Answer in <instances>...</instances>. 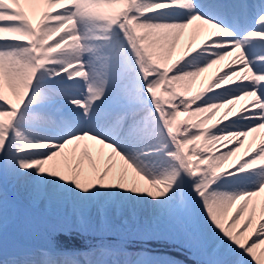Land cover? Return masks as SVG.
Returning <instances> with one entry per match:
<instances>
[{"label":"snow or ice","instance_id":"snow-or-ice-1","mask_svg":"<svg viewBox=\"0 0 264 264\" xmlns=\"http://www.w3.org/2000/svg\"><path fill=\"white\" fill-rule=\"evenodd\" d=\"M9 181L75 222L10 251ZM202 240L198 264H264V0H0V264H181L150 245Z\"/></svg>","mask_w":264,"mask_h":264},{"label":"rangeland","instance_id":"rangeland-1","mask_svg":"<svg viewBox=\"0 0 264 264\" xmlns=\"http://www.w3.org/2000/svg\"><path fill=\"white\" fill-rule=\"evenodd\" d=\"M7 186L11 185V181H9ZM13 193L19 198L20 200L29 204V206L39 211L42 214L48 215L53 218H60L63 219L65 222H75V216L73 214V210L71 206L67 207H54L49 206L47 203H38V204H31L24 200L20 195H18V190L16 188L13 189ZM10 201V225H9V245L10 251L13 245L19 246H26L33 250L39 249L37 248L34 243L40 239L43 241V244L46 246L48 243L49 235L46 231V226H44L41 222L34 219L27 211L26 207L15 200H12L9 197ZM153 218L150 209L145 210L144 212L140 213V219H148L151 220ZM27 222L29 227L24 229L22 224ZM178 245L179 248L185 249L190 254L197 258V262L206 259L208 254L212 250L211 242L209 241H200V243L196 246L192 247V250L189 251L185 247H180L178 243H174ZM136 250V249H134Z\"/></svg>","mask_w":264,"mask_h":264},{"label":"bare ground","instance_id":"bare-ground-1","mask_svg":"<svg viewBox=\"0 0 264 264\" xmlns=\"http://www.w3.org/2000/svg\"><path fill=\"white\" fill-rule=\"evenodd\" d=\"M202 42H203V36L202 35L195 37L194 43H193L192 39H189L186 37V38L182 39L181 48L186 49L189 46V44H193V46H198ZM227 63H228V61L225 60V61L221 62L220 64L213 66L212 69H209V71L207 73H205L202 77H200L199 81L197 82V85L193 87V93L192 94H194L196 91H198L200 89L201 82L206 84L214 76L218 75L221 70H226L225 66L227 65ZM246 103H247V101L238 102V104L236 106L237 110H239L241 108V106L246 104ZM221 111H223V110H221ZM213 122H215V121H213ZM245 147H247V145H245ZM117 161H118V158H117ZM150 211L152 213V210H150ZM152 216H153V213H152Z\"/></svg>","mask_w":264,"mask_h":264},{"label":"trees","instance_id":"trees-1","mask_svg":"<svg viewBox=\"0 0 264 264\" xmlns=\"http://www.w3.org/2000/svg\"><path fill=\"white\" fill-rule=\"evenodd\" d=\"M61 241L64 242V243H66V244H68V245H71V243L69 241H67L63 236H61ZM190 263L194 264L193 261H190Z\"/></svg>","mask_w":264,"mask_h":264}]
</instances>
